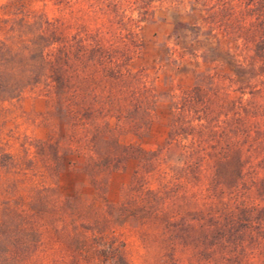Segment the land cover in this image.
Returning <instances> with one entry per match:
<instances>
[{
  "label": "rangeland",
  "instance_id": "obj_1",
  "mask_svg": "<svg viewBox=\"0 0 264 264\" xmlns=\"http://www.w3.org/2000/svg\"><path fill=\"white\" fill-rule=\"evenodd\" d=\"M239 2L253 9L254 0ZM147 3L0 0V21L42 13L67 26L64 33L75 42L70 70L76 75L75 90L56 96L51 87L40 85L18 99L0 100V220L22 214L41 235L37 245L7 246L9 264H121L117 254L100 252L111 242L127 264H264V74L244 83L220 77L230 86L229 96L222 97L215 118L210 114L204 121L205 129L196 131L197 147L218 153L242 149L247 174L234 190L233 178L217 174V158L180 156V146H192V136L182 134L181 145L169 146L174 120L181 116L185 124L195 115L183 108V99L204 86L199 76L230 77L232 63L250 60V53L236 51L221 31L208 34L205 22L226 19L232 8L209 17L205 7L193 13L191 2L178 13L168 2L155 1L145 15L140 8ZM236 15L240 20L256 17L254 12ZM80 43H89L92 52L83 55ZM211 48L217 61L210 59ZM232 55L237 58L228 61ZM144 87L152 104H144ZM111 95L116 99L112 109ZM75 98L88 100L91 113L113 127L116 139L129 149L120 169L101 173L105 186L99 191L84 168L87 156L75 143ZM145 108L147 124L139 129L134 119ZM198 113L199 118L206 115ZM85 115L81 112L80 118ZM141 152L160 154L139 180ZM223 194L226 204L236 194L262 206L252 220L247 213L241 222L217 224L218 217L231 214L217 204ZM124 203L129 210L123 215L105 214ZM104 218L112 221L109 226L95 224ZM223 225L228 228L221 230Z\"/></svg>",
  "mask_w": 264,
  "mask_h": 264
},
{
  "label": "trees",
  "instance_id": "obj_2",
  "mask_svg": "<svg viewBox=\"0 0 264 264\" xmlns=\"http://www.w3.org/2000/svg\"><path fill=\"white\" fill-rule=\"evenodd\" d=\"M155 1L163 4L168 2L170 11L178 13H180L179 9L185 6L186 2H191L188 4L191 5L193 13L198 7H205L207 8L209 17L215 15L220 10L224 11V9H228V11H230L232 8L231 15L226 19L214 18L212 20L210 19L208 23L205 22V25L208 26V34H215L217 31H221V34L230 38L231 41H234L236 51H240V53L244 54L249 52L250 55H248V57L250 56V60L232 63L230 77H227L225 74L221 75L215 73V75L206 72H203L199 76L200 82H202L204 86L200 84L197 85L195 89L187 93L183 99V108L188 107V112H193L195 115L190 118L188 117V123L185 124L182 123L184 118L181 116L174 120L172 130L169 133V146L176 147L175 145H178L177 143L181 145L183 140H186L181 137L182 134H186L185 136H192L190 140L192 146L183 145L180 146L182 147L181 149L178 147L180 149V156L187 158L188 161L196 160L200 153H203L204 157L217 158V174H224L233 178L234 184L232 185L234 190H239V188H236V184L238 181H242L247 174V172H245V162L242 161L241 157L242 149L230 147L218 153L219 149L197 147L194 143L197 142L195 137L196 131L205 129L203 124L204 121L210 118V114L215 118L214 110L221 104L222 97L229 96V91L227 93L226 89L230 86L226 85V80L220 77L225 76L229 78V80L244 83L250 82L256 77L264 74V0H254L253 9L243 7L242 3L239 2L240 0H224L217 5L212 3L213 0H148L147 6L141 7L140 10L144 12L145 15H148L150 3H154ZM247 12H254L256 17L251 20H240L236 15L239 13L245 14ZM66 27L67 26L63 23L54 22L45 18L42 13H21L0 21V100L8 101L18 99L27 89L40 85L51 87L56 96H62L70 89L75 90L73 89V84L76 81V75L74 79L73 73L70 72L72 69L71 65L74 64L75 42L73 38H70L68 34L64 33ZM193 28L197 30L201 29L198 23H194ZM78 49L82 51L83 55L89 53V50H91L89 43L82 45L80 43ZM98 49L100 51L102 45L99 44ZM208 52L210 53L209 56L211 61H217V59H213L216 54V48H211ZM230 58L236 59L237 57L236 55L229 56L228 61ZM206 85L209 86L207 90ZM89 86L93 87L90 83ZM90 87L86 86V89L88 90ZM143 91L145 95V97L143 96L144 104H152L148 89L144 87ZM108 98H110L108 103L111 104V109L115 108L116 99L114 95ZM84 102L78 101V99L75 98V143L78 144L77 150L83 151V155L87 156L88 160L84 168L88 174L90 183L99 191V188L103 189L105 186V181L100 178L101 173L120 169L123 165V159L128 155L129 149L121 145L116 139L113 127L106 122L98 121L97 116L91 113L92 105H90V102L88 100ZM257 103L261 104L259 101ZM196 107H200V110H202H198V112H204L203 114L206 113V115L200 118L196 117L197 114H199L197 111H193V108L195 109ZM89 109L90 111H88ZM146 109L148 108L142 110L144 115L134 119L137 122L136 127L139 129L147 124ZM79 111L86 114L85 119L80 118L81 112ZM120 118L125 119L126 117H117L119 120ZM231 118L232 116L229 117V119ZM86 131H88L87 138L83 134V132ZM140 154L141 168L136 174L139 180H141L143 176V171L146 170L153 160H156L155 158H157L160 153L141 152ZM218 155L220 157H218ZM224 196L223 194L218 199L217 204L225 206V208L228 209L225 212H231V214H228L230 215L228 217H226V214L223 218L218 217V220H216L217 224H223L220 221H223V219L231 220L233 223H237L238 221L241 222V214L245 215L244 217L246 218L247 213L250 214V217H248L250 218L249 220H252L254 212L262 206V203H257L254 199L237 197L236 194L230 198L229 203L226 204L227 200ZM126 206L127 203H124L119 208L105 211V214L110 215L112 211H115L118 216L123 215L129 210ZM28 220L27 216L22 214L4 216L1 218L0 264H9V250L7 246L17 244L29 246L31 244L37 245L40 243L41 235L39 231L31 228ZM102 220L101 222H95V224L99 225L102 223L105 227L106 225L109 226L112 222L109 221L108 218ZM220 227L221 230H226L228 225ZM85 228L89 230V227ZM100 252L103 254L113 252L115 255H118L116 261H120L121 264H127L124 262L123 257L119 255V251L113 248V242L109 243L107 247ZM240 261L242 262V259H240ZM210 262L215 263L213 260Z\"/></svg>",
  "mask_w": 264,
  "mask_h": 264
}]
</instances>
